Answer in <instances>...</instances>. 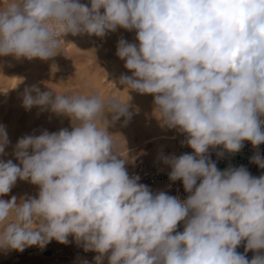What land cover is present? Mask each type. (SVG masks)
<instances>
[{"label": "clouds", "instance_id": "9594fccd", "mask_svg": "<svg viewBox=\"0 0 264 264\" xmlns=\"http://www.w3.org/2000/svg\"><path fill=\"white\" fill-rule=\"evenodd\" d=\"M118 27L138 41L118 42L132 71L120 83L152 94L161 126L187 134L194 155L162 160L169 179L193 194L182 202L129 177L122 140L107 132L130 121L127 100L94 89L53 98L33 85L23 106L67 115L72 130L19 139L22 167L0 161V196L18 178L40 189L19 203L0 199V250L67 244L71 235L100 253L96 264L109 250V264H264V255L249 261L236 251L245 239L246 252L264 249V175L220 171L205 156L210 146L235 153L245 140L264 143V0H3L0 56L46 60L62 49V35L104 37ZM8 144L0 125V154ZM251 160L264 168V157ZM180 221L184 230L173 235Z\"/></svg>", "mask_w": 264, "mask_h": 264}, {"label": "bare ground", "instance_id": "6f19581e", "mask_svg": "<svg viewBox=\"0 0 264 264\" xmlns=\"http://www.w3.org/2000/svg\"><path fill=\"white\" fill-rule=\"evenodd\" d=\"M27 69L29 70L28 74L18 76L17 74L9 72L3 66V61L0 60V88H4V96L0 101H4L6 109H8L9 106H13L12 118L14 120L17 119L25 109L23 106V95L26 88L36 85L41 92H51L53 98L57 94V91L64 92L65 90L61 83H55L48 77L44 76V70L41 65L33 64L27 67ZM78 73L75 81L71 85L76 87L74 92H83L94 89L99 91L102 97L114 96L119 97L121 100L129 98L135 103L139 114L135 117L136 119L134 121H128L127 125L124 126L125 118L121 117L115 125L107 128L109 135L119 137L122 140L120 158L126 161L125 165L140 160L148 162L150 165L157 167L160 171L168 172L171 168L163 163L162 156H175V139L178 137L180 131H178V129H168L161 126L159 119L155 115L154 96L152 94H140L135 90L128 89L125 85L120 83V77L122 75L132 76V71L129 69L119 71L117 70V67H114L110 80L106 82L104 81L105 77H102L98 71L81 69ZM13 94L15 95L14 100H12ZM32 95L35 96L36 93L33 92ZM30 112L31 121L38 119V124L35 130L37 136L45 130L52 132L50 126L52 123L50 124L48 119L54 120L53 122L57 124L55 132H59L62 129H68L69 131L72 130L71 118L67 115L54 113L50 109L42 110L40 106L36 105L30 108ZM1 113L0 110V125L5 127L9 139L7 148L9 149L8 146H10L12 147L11 149L15 150V146L19 140H16L13 137L11 130L12 125H9V127L4 125L2 121L3 115ZM106 119H111V113H106ZM32 129V124L25 128L27 132H31ZM2 159L4 162L12 160L14 164L22 167L15 155L9 156L4 153ZM24 181L26 186L19 188V191L22 190L24 194L21 197L38 198L40 189L33 187L39 185L32 184L26 180ZM23 183L22 180L17 179L13 187L19 186ZM33 189L36 190L33 191ZM36 191L37 193H35ZM12 196H14V194L6 197L2 196L0 199L10 200ZM20 198H17L18 203ZM110 255L111 250L103 254L102 264H109ZM60 264L75 263L73 261H67ZM92 264H96V260H94Z\"/></svg>", "mask_w": 264, "mask_h": 264}, {"label": "rangeland", "instance_id": "374dc122", "mask_svg": "<svg viewBox=\"0 0 264 264\" xmlns=\"http://www.w3.org/2000/svg\"><path fill=\"white\" fill-rule=\"evenodd\" d=\"M80 3L91 6V0H79ZM3 0H0V6H2ZM103 9H101V14H103ZM62 49L58 53L49 59L32 58L27 59L21 57L16 59L13 55L9 54L7 56H0V60L3 61V66L12 74L25 75L29 73L27 67L31 65L39 64L44 70V76L48 77L51 81L55 83H61L64 87V95H71L76 89V87L71 86L75 81L78 72L81 69H90L92 71H98L100 75L104 78V81L110 80L112 70L117 67L119 71H125L126 59H121L117 56V47L120 39L126 40L128 43L138 44L136 40L135 30L128 31L123 28L118 27L115 32H108L104 37H98L96 35H89L87 33L72 35L68 33L61 36ZM27 69V70H26ZM27 83V82H26ZM25 83V84H26ZM4 96V88H0V100ZM15 99V95H12V100ZM128 109L132 113L130 122L134 121L136 116L139 114L135 103L127 98ZM4 101H0V110L3 115V123L6 127L12 125V134L16 140H19L28 135H36L35 130L38 124V119L31 121L30 108H25L22 113L17 117V119L12 118V107L9 106L8 109L5 108ZM132 120V121H131ZM54 120L48 119L51 124L52 132L54 133L57 124L53 122ZM32 124V133L27 132L25 128ZM26 135H25V134ZM6 147L5 154L9 156H14L15 150L12 147ZM0 161H3L2 155ZM146 162V161H145ZM148 163V162H147ZM149 164V163H148ZM19 179V178H18ZM24 183L20 184L22 186H16L11 188L8 194L2 196H10L14 194L17 198L23 196L22 190L19 188L25 187ZM39 189V186H34L33 188ZM36 189H33V191ZM37 193V191L35 192ZM0 196V197H2ZM20 200V199H19ZM67 244H61L56 240L49 242L43 249L37 245L26 247L23 252H18L15 250L5 251L0 250V264H60L69 262L70 260H65L53 256V251L62 246H67Z\"/></svg>", "mask_w": 264, "mask_h": 264}, {"label": "built area", "instance_id": "2783aa9c", "mask_svg": "<svg viewBox=\"0 0 264 264\" xmlns=\"http://www.w3.org/2000/svg\"><path fill=\"white\" fill-rule=\"evenodd\" d=\"M264 120V115L259 117ZM176 150L175 157H179L183 154H193L194 150L187 145V134L179 133L176 137ZM243 147L240 151L231 153L224 149L223 145L210 146L208 152L205 156L212 162H215L218 170L225 171L228 168H239L241 166L245 167L247 171L253 177H260L264 175V168L259 167L258 164L253 163L251 158L259 154L264 157V143L253 146L250 141H243ZM217 153H223V155H217ZM125 168L129 174V177L139 176L138 183L146 185L153 194H158L159 192H164L169 196H174L180 201H186L190 195L185 191L182 180L171 181L169 179L168 172L160 171L157 167L148 164L145 161L137 160L133 163H128ZM201 180H197V186ZM194 191V190H193ZM191 216V213H189ZM187 219V218H186ZM185 227V221L178 222L176 230L172 233L175 235L177 232H183ZM68 245L57 248L53 251V256L58 258L73 261L75 264H92L95 257L99 256L100 253L95 251H84L82 245H78L73 236L68 237ZM247 240H242L240 245L237 246L236 251L238 253L244 254L250 261L255 255H264V249L261 250H248L245 251Z\"/></svg>", "mask_w": 264, "mask_h": 264}]
</instances>
